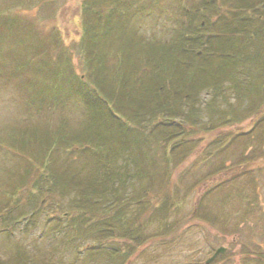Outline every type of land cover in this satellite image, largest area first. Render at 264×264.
Segmentation results:
<instances>
[{
    "label": "rangeland",
    "instance_id": "374dc122",
    "mask_svg": "<svg viewBox=\"0 0 264 264\" xmlns=\"http://www.w3.org/2000/svg\"><path fill=\"white\" fill-rule=\"evenodd\" d=\"M83 2L0 0V207L12 206L5 205L7 191L20 182L28 162L36 173L42 172L34 159L40 156V134L67 140L72 147L81 146V139L91 145L92 139L108 141L112 147L99 145L95 150L106 162L115 150L123 154L125 139L120 134L133 135L139 130L133 121L112 116L109 97L118 90L126 91L120 81L135 76L142 55H163L170 61L177 57V49L165 42L175 37L176 28L187 16L185 8L195 0H85L86 9ZM242 40L233 38L234 46L240 44L239 51L223 62H207L185 53L191 60L190 70L185 64L176 66L179 73L187 72L178 81L180 87L190 85L189 79L197 72L194 64L200 62L205 66L202 75H197L202 82L198 87L208 82L212 85L200 90L198 123L179 119L185 137L169 140L183 149L188 147L184 157L174 163L181 154L175 149L171 173L162 167L148 171L156 181L172 175V193L175 189L179 193V210L171 219L179 223L167 232L157 221L149 225L146 230L156 235L127 264H203L220 245L257 251L259 256L264 252V64L247 63L237 56L239 52L253 56V42ZM179 57L182 61L183 55ZM84 60L100 77L86 75ZM236 65L244 66L239 74ZM166 69L169 72L171 68ZM224 74L228 79L221 83ZM236 77H240L238 88H234ZM222 87L214 108L209 109V99ZM240 91L239 100L236 93ZM206 124L210 128H202ZM166 132L171 138L173 131ZM143 139L140 144L136 136H128L127 150L147 161L160 157L156 134L148 132ZM70 147L52 153L53 168L64 181H71L76 172L87 173L91 167L89 163L80 172L82 164L66 155L71 154ZM83 154L96 158L88 151ZM32 179L24 187L18 184L22 191L13 203L12 229H0V258L9 259L24 249L38 264L40 259L53 264L97 263L100 258L85 255L92 249L77 254L71 243L64 241L65 218L50 219L49 205L45 208L51 212L40 211V207L33 212L40 194H31L36 190ZM28 195H36L35 205L28 206ZM61 203L62 211L67 210L66 197ZM242 259L237 255L232 262Z\"/></svg>",
    "mask_w": 264,
    "mask_h": 264
},
{
    "label": "trees",
    "instance_id": "16d2710c",
    "mask_svg": "<svg viewBox=\"0 0 264 264\" xmlns=\"http://www.w3.org/2000/svg\"><path fill=\"white\" fill-rule=\"evenodd\" d=\"M84 4L85 0L83 7ZM184 12L187 16L180 21L181 27L176 28L175 37L165 42V45L177 49V57L170 61L163 55L156 57L142 55L140 69L135 76L128 75L120 81L122 84L120 87L126 91L118 90L109 97L112 100V116L133 121L139 130L133 135L128 132L125 135L120 134L125 139L123 154L115 150L113 157L106 162V159L103 161L96 155L95 150L99 145L112 147L113 144L107 143L108 141L91 138L94 143L91 145L87 142L82 143L83 139L80 138L81 146L72 147L67 140L40 134V156L34 155V159L43 170L41 173H36L38 171L32 168L31 162L25 165L24 174L19 176L20 182L15 181L17 183L15 188L13 187L12 191L10 189L11 192L7 191L5 205L12 206L0 207V229L11 231L14 223L11 217L13 203L22 191L19 185L26 186L25 183L28 184L33 177L32 186L36 190L31 191V194H40L39 205L33 212L37 211L38 207L40 211L44 208L45 212H51L45 208L49 205L52 209L50 219L65 218L62 227V233L66 236L64 241L70 242L77 254L92 249L85 255L101 259L94 264H127L140 247L150 237L156 235L155 232L149 233L146 230L156 221L162 224L163 232L177 227L179 221H173L171 216L179 210V193L176 189L174 194L172 193V189L174 190L172 175L156 181L155 175L148 171L159 170L162 167L166 171L169 169L171 173L170 165L176 156L174 153L177 152L175 149H179L181 154L177 155L179 159L174 163L180 162L184 157L185 149L188 150V147L183 149L181 144H171L169 140L185 137L186 129L179 123L181 118L192 125L198 123L199 93L200 90L210 86L211 82L198 87V82L201 80L197 75H202L205 66L204 63L200 65V62L194 64L197 72L189 79L190 85L182 88L178 81L183 79L187 72L179 73L176 66L185 64L190 70L191 60L187 56L184 57L185 53H192L207 62L213 59H220L223 62L229 57H234V52L239 51L240 46V44L236 46L232 44L235 36L241 37L243 43L246 40L253 42L250 45L253 48V56L248 52H239L237 56L241 59L245 58L247 63L261 61L264 64V0H195L190 7L185 8ZM244 49L246 50L245 44ZM198 51L203 52V55L197 54ZM179 55H183L182 61H179ZM84 63L86 75L91 76L94 71L89 69L88 60H84ZM167 67L171 68L169 72ZM238 67L236 65L235 71L239 74L244 66ZM97 75L98 73L95 74L96 78L100 77ZM223 76L221 83L228 79L227 75ZM83 78L79 77L81 80ZM239 79L240 77H236L234 88L239 87L237 86ZM175 80L178 84H175ZM151 82L154 84L150 86ZM222 89L223 87L217 88L216 93L214 91V96L209 99V109L214 108L215 99L219 97L218 93ZM240 94L241 91L236 93L239 100ZM116 109L120 113L116 114ZM168 118L175 120L170 122ZM203 127L210 128L208 124ZM167 130L173 131L171 138H168ZM148 132L156 134V144L160 147L158 152L160 157L150 156L152 158L150 161L127 150L130 146L128 136L132 138L136 136L137 143L141 144ZM68 147L71 148L69 151L71 154L66 151L63 155L68 153L66 155L75 157V160L82 164L80 172L89 163L91 167L88 168L87 173L78 175L76 172L71 175V181H64V177L53 168L55 157L52 153L54 151L60 153L62 149L65 151ZM86 151L91 152L96 158H91L88 154L87 157L83 156ZM36 195L34 198L28 195L27 201L31 200L28 206L35 205ZM65 197L68 206H66L67 210L62 211L61 201ZM4 220L7 223H4ZM89 239L93 240V244L88 243ZM60 248L57 247L56 250ZM33 260L32 255L21 249L18 253L15 251L9 259L0 258V264H38ZM40 264L53 263L40 259Z\"/></svg>",
    "mask_w": 264,
    "mask_h": 264
},
{
    "label": "flooded vegetation",
    "instance_id": "af4514ba",
    "mask_svg": "<svg viewBox=\"0 0 264 264\" xmlns=\"http://www.w3.org/2000/svg\"><path fill=\"white\" fill-rule=\"evenodd\" d=\"M236 241L237 238L233 237L232 242L235 243ZM220 247H223V250L215 255V253ZM257 253V251L253 250H242L240 248L230 249L228 245H220L213 250V252L205 259V261H203V264H249L252 263V261H256L258 262V264H264V252H262V255L260 256ZM213 255L214 257L210 259ZM237 255L239 257L242 255L243 259L240 260L239 263H236L235 261L232 262V259L235 258Z\"/></svg>",
    "mask_w": 264,
    "mask_h": 264
},
{
    "label": "water",
    "instance_id": "95a60500",
    "mask_svg": "<svg viewBox=\"0 0 264 264\" xmlns=\"http://www.w3.org/2000/svg\"><path fill=\"white\" fill-rule=\"evenodd\" d=\"M199 53H200V52H199ZM222 250H223V247H220V248L217 250V252L215 253V255H216L218 252L222 251ZM213 257H214V255H213L210 259H212ZM210 259H209V260H210ZM209 260H208V261H209ZM208 261H207V262H208Z\"/></svg>",
    "mask_w": 264,
    "mask_h": 264
}]
</instances>
